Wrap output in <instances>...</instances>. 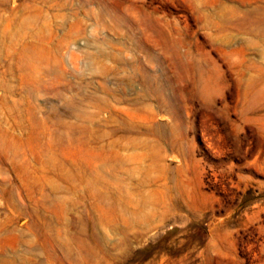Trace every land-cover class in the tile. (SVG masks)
Here are the masks:
<instances>
[{"label":"rangeland","instance_id":"obj_1","mask_svg":"<svg viewBox=\"0 0 264 264\" xmlns=\"http://www.w3.org/2000/svg\"><path fill=\"white\" fill-rule=\"evenodd\" d=\"M0 264H264V0H0Z\"/></svg>","mask_w":264,"mask_h":264},{"label":"bare ground","instance_id":"obj_2","mask_svg":"<svg viewBox=\"0 0 264 264\" xmlns=\"http://www.w3.org/2000/svg\"><path fill=\"white\" fill-rule=\"evenodd\" d=\"M200 80H201V82L203 83L202 88L204 89V88L206 87L205 83H206L207 79H206L205 76H202V73H201V75H200Z\"/></svg>","mask_w":264,"mask_h":264}]
</instances>
